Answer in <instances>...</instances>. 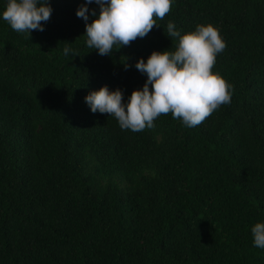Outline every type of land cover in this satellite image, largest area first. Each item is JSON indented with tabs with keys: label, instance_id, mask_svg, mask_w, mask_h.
Returning <instances> with one entry per match:
<instances>
[{
	"label": "trees",
	"instance_id": "trees-1",
	"mask_svg": "<svg viewBox=\"0 0 264 264\" xmlns=\"http://www.w3.org/2000/svg\"><path fill=\"white\" fill-rule=\"evenodd\" d=\"M84 3L49 0L29 36L0 0V264H264L251 233L264 223V0H172L106 56L86 46ZM87 7L91 23L100 9ZM169 21L219 29L212 71L231 102L196 127L168 114L140 132L93 113L91 91L120 89L127 104L147 80L136 62L175 50Z\"/></svg>",
	"mask_w": 264,
	"mask_h": 264
},
{
	"label": "clouds",
	"instance_id": "clouds-1",
	"mask_svg": "<svg viewBox=\"0 0 264 264\" xmlns=\"http://www.w3.org/2000/svg\"><path fill=\"white\" fill-rule=\"evenodd\" d=\"M93 2L99 5V14L92 10L96 18L87 23V5ZM171 8L172 0H86L76 15L85 21L86 46L106 56L146 37ZM51 13L49 0H7L2 18L12 30L30 36L31 31H44L42 22ZM167 36L178 41L174 51H153L146 61L140 58L135 64L147 76L143 88L133 90L127 104L120 89L103 86L91 91L85 101L93 113H107L121 129L140 132L154 128V121L168 114L186 127H196L231 102L232 85L212 71L217 55L227 47L219 29L200 24L181 34L169 21ZM71 51L67 46L63 50L65 56ZM251 233L254 246L264 248V223H255Z\"/></svg>",
	"mask_w": 264,
	"mask_h": 264
}]
</instances>
